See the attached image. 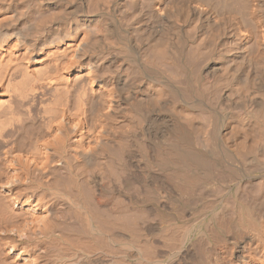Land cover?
<instances>
[{"label": "bare ground", "instance_id": "6f19581e", "mask_svg": "<svg viewBox=\"0 0 264 264\" xmlns=\"http://www.w3.org/2000/svg\"><path fill=\"white\" fill-rule=\"evenodd\" d=\"M0 264H264V0H0Z\"/></svg>", "mask_w": 264, "mask_h": 264}]
</instances>
